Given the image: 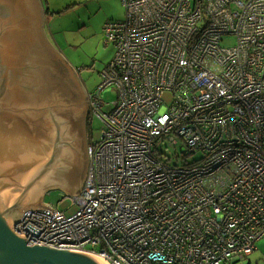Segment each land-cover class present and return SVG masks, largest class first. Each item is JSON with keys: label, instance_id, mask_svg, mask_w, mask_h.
<instances>
[{"label": "built area", "instance_id": "2783aa9c", "mask_svg": "<svg viewBox=\"0 0 264 264\" xmlns=\"http://www.w3.org/2000/svg\"><path fill=\"white\" fill-rule=\"evenodd\" d=\"M122 1L89 96L103 127L84 187L14 230L111 264H235L264 237V0ZM179 139L186 152L168 157Z\"/></svg>", "mask_w": 264, "mask_h": 264}, {"label": "water", "instance_id": "95a60500", "mask_svg": "<svg viewBox=\"0 0 264 264\" xmlns=\"http://www.w3.org/2000/svg\"><path fill=\"white\" fill-rule=\"evenodd\" d=\"M44 28L38 0H0V264H100L14 230L28 210L55 212L47 192L80 193L90 164L88 92Z\"/></svg>", "mask_w": 264, "mask_h": 264}, {"label": "rangeland", "instance_id": "374dc122", "mask_svg": "<svg viewBox=\"0 0 264 264\" xmlns=\"http://www.w3.org/2000/svg\"><path fill=\"white\" fill-rule=\"evenodd\" d=\"M71 7L72 5L69 8L65 7L62 11L49 10L47 7L48 19L46 20L45 32L52 46L56 47L70 64L75 66L78 73H81L80 80L87 90L88 100H90V94L101 83L102 73L114 59L116 53L113 44H106L104 26L110 21L122 20L125 16V7L122 0H97L90 5H80L76 9ZM236 43L235 35H226L221 41V46L229 48ZM118 96L116 87H108L103 91V98L106 102H114ZM168 97L169 95H167L166 103H168ZM112 108V104L104 107L106 111ZM102 125L103 121L100 117L93 116L90 111L86 136L90 145L100 139ZM186 150V144L179 139L176 147L169 146L166 148L165 154L174 158L181 156ZM198 159H200L199 155H192L189 158L190 162ZM181 164L184 162L181 161ZM64 195L65 191L61 189L51 190L45 195V203L53 204L62 210L66 209L70 205V200L59 204ZM260 245L261 247L255 254L245 255L235 264H264V246L261 243Z\"/></svg>", "mask_w": 264, "mask_h": 264}, {"label": "crops", "instance_id": "0c3cea01", "mask_svg": "<svg viewBox=\"0 0 264 264\" xmlns=\"http://www.w3.org/2000/svg\"><path fill=\"white\" fill-rule=\"evenodd\" d=\"M38 1L40 3L41 10L43 13L45 26H46V20L48 19V12L46 10L47 7L49 10L52 9L54 11H62V9H64L65 7L69 8L71 5H72V7H71L72 9H76L80 5H83V4L90 5L91 3L97 2V0H38ZM75 5H77V6H75ZM73 6H75V7H73ZM44 31H45V28H44ZM89 115H90V110H89V114L87 116V131H88V126H89ZM89 146H90V144L88 143V147ZM260 243L262 244V246H264V237L259 239L256 242V248L251 254H253V253L255 254L257 252V250L261 247Z\"/></svg>", "mask_w": 264, "mask_h": 264}, {"label": "bare ground", "instance_id": "6f19581e", "mask_svg": "<svg viewBox=\"0 0 264 264\" xmlns=\"http://www.w3.org/2000/svg\"><path fill=\"white\" fill-rule=\"evenodd\" d=\"M100 264H111L107 259L104 257H101L99 255H94L93 256Z\"/></svg>", "mask_w": 264, "mask_h": 264}, {"label": "flooded vegetation", "instance_id": "af4514ba", "mask_svg": "<svg viewBox=\"0 0 264 264\" xmlns=\"http://www.w3.org/2000/svg\"><path fill=\"white\" fill-rule=\"evenodd\" d=\"M72 66L75 68L74 65H72ZM75 70H76V69H75ZM76 73H77V75H78L79 77H81V76H80L81 73H78L77 71H76Z\"/></svg>", "mask_w": 264, "mask_h": 264}]
</instances>
